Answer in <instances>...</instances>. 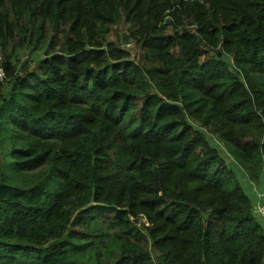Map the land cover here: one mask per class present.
Here are the masks:
<instances>
[{
  "label": "trees",
  "instance_id": "1",
  "mask_svg": "<svg viewBox=\"0 0 264 264\" xmlns=\"http://www.w3.org/2000/svg\"><path fill=\"white\" fill-rule=\"evenodd\" d=\"M0 57V264H264V0H0Z\"/></svg>",
  "mask_w": 264,
  "mask_h": 264
},
{
  "label": "rangeland",
  "instance_id": "2",
  "mask_svg": "<svg viewBox=\"0 0 264 264\" xmlns=\"http://www.w3.org/2000/svg\"><path fill=\"white\" fill-rule=\"evenodd\" d=\"M128 28L131 29L132 27L122 26L119 29L120 35L123 36V34H126ZM121 47L123 49L129 50L131 55H132V58L135 60H138L139 54H140V49L138 46H136V44L134 42L125 41L124 39H122ZM44 51H45V47H43L40 50H35L34 47L28 46L25 49L16 50L13 61L19 63L20 67L25 65L26 63H28L30 69H33L34 68L33 62L36 61L38 58L43 57L44 53H45ZM1 59H2V57H0V61H1ZM20 70H22V69H20ZM224 153L226 155V151H224ZM239 182L241 183L243 190L249 195V197L252 199V201L254 203H256L257 192L260 191L261 189H258L254 183L250 182L249 180H247L245 178H241V180ZM262 223L264 226V220H262Z\"/></svg>",
  "mask_w": 264,
  "mask_h": 264
},
{
  "label": "built area",
  "instance_id": "3",
  "mask_svg": "<svg viewBox=\"0 0 264 264\" xmlns=\"http://www.w3.org/2000/svg\"><path fill=\"white\" fill-rule=\"evenodd\" d=\"M3 77V71L0 70V78ZM255 212L264 220V190L257 192V203L255 205Z\"/></svg>",
  "mask_w": 264,
  "mask_h": 264
}]
</instances>
